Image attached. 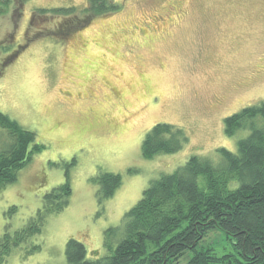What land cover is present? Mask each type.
<instances>
[{
	"label": "rangeland",
	"instance_id": "obj_1",
	"mask_svg": "<svg viewBox=\"0 0 264 264\" xmlns=\"http://www.w3.org/2000/svg\"><path fill=\"white\" fill-rule=\"evenodd\" d=\"M87 1L24 0L20 6L19 0L0 16V110L45 145L18 180L0 190V235L24 227L67 171L73 188L69 205L49 215L42 232L3 264H67L71 238L86 245L90 259L108 254L106 231L121 225L154 178L193 155L218 163V149L237 152L246 133L227 135L225 119L264 100V0H115L117 11L92 16L68 39L45 34L30 40L66 19L47 13L38 24L39 10L82 9ZM166 13L171 18L159 31L148 29ZM158 123L181 128L187 141L148 159L142 142ZM6 135L0 127V147ZM100 171L123 177L103 205L93 182ZM207 248L218 255L233 251L219 229L198 246ZM192 255L188 251L181 263Z\"/></svg>",
	"mask_w": 264,
	"mask_h": 264
},
{
	"label": "trees",
	"instance_id": "obj_2",
	"mask_svg": "<svg viewBox=\"0 0 264 264\" xmlns=\"http://www.w3.org/2000/svg\"><path fill=\"white\" fill-rule=\"evenodd\" d=\"M15 1L19 0H0V16ZM23 3L20 0L19 5ZM119 7L115 0H88L82 9L71 6L39 10L34 17L38 24L47 13L63 14L66 19L56 31L40 28L30 40L45 34L68 39L92 16L115 12ZM27 43L9 54L4 64L19 56ZM0 127L7 131L9 139L5 147H0L1 190L18 180L19 172L45 145L37 142L34 131L1 110ZM225 132L229 136L246 133L238 141L237 152L218 149V163L193 155L174 172L154 178L139 201L126 211L121 225L106 231L108 254L90 259L86 245L71 238L66 245L67 264H264V100L228 116ZM186 141L181 128L158 123L144 137L142 154L151 159L174 153ZM66 176L64 183L43 195L41 208L24 227L14 232L8 227L0 235V264L15 247L41 233L49 215L69 205L73 188L68 171ZM93 182L99 187V205H103L120 188L123 177L121 173L100 171ZM217 229L231 240L233 251L218 255L211 248L199 250L208 232ZM114 235L118 237L112 243ZM188 251L193 255L181 263Z\"/></svg>",
	"mask_w": 264,
	"mask_h": 264
},
{
	"label": "flooded vegetation",
	"instance_id": "obj_3",
	"mask_svg": "<svg viewBox=\"0 0 264 264\" xmlns=\"http://www.w3.org/2000/svg\"><path fill=\"white\" fill-rule=\"evenodd\" d=\"M165 17H167V19ZM170 18H171V16L169 15V13L168 14L166 13V16L157 15V16L154 17V20H153L154 22H149L148 23V29L149 30H154V31L155 30L159 31L160 28H158L157 25H159V23H163L165 21L170 20Z\"/></svg>",
	"mask_w": 264,
	"mask_h": 264
}]
</instances>
